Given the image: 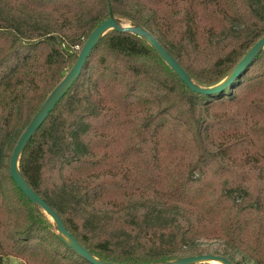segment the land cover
<instances>
[{
	"label": "trees",
	"instance_id": "obj_1",
	"mask_svg": "<svg viewBox=\"0 0 264 264\" xmlns=\"http://www.w3.org/2000/svg\"><path fill=\"white\" fill-rule=\"evenodd\" d=\"M112 18L149 32L205 88L264 37V0H0V264H92L9 168L26 128ZM20 171L103 262L169 264L216 241L232 264H264V50L224 92L205 95L146 40L112 30L27 144Z\"/></svg>",
	"mask_w": 264,
	"mask_h": 264
},
{
	"label": "water",
	"instance_id": "obj_2",
	"mask_svg": "<svg viewBox=\"0 0 264 264\" xmlns=\"http://www.w3.org/2000/svg\"><path fill=\"white\" fill-rule=\"evenodd\" d=\"M112 30L130 32L146 40L156 49L158 54L164 59V61L170 66V68L180 77V79L186 85H188V87L192 91L205 95H213L224 92L230 86L233 80H235L240 74H242L247 69V67L252 64L255 58L264 50V37H263L244 57V59L239 63V65L235 68V70L232 72V74L229 77H227L224 81H222L216 86L205 88L194 84L187 75V73L180 67V65L174 60V58L169 54V52L166 51V49H164L162 45H160L158 40L154 38L152 35H150V33L147 32L146 30L134 25L121 27L119 25L118 19L116 18H112L104 21L94 30V32L91 34L88 41L84 45L78 57V61L76 65L68 73V77L62 81V83L57 87L54 93L48 98L44 106L34 117V119L31 121V123L29 124V126L26 128L25 132L19 139L16 147L13 150V154L10 158V168H9L11 177L15 181L18 188L23 192V194L34 205H37L43 209V211L50 217V219L57 226L58 231L61 233V236L65 239V241L84 259L88 260L92 264H113V263L103 262L98 258L94 257L93 255H91L76 239H74L67 232L60 217L44 202V200H42L41 197H39L33 191V189L24 180L20 171V159L27 144L32 140V138L42 127L44 122L49 118L51 112L55 109L58 103H60V101L69 92L74 81L80 76L89 56L91 55L96 45L108 32ZM66 238L69 240V242L66 240ZM217 262H221L224 264H232V262L227 257L222 255H214V254L187 256L175 262H171L169 264H201V263L219 264Z\"/></svg>",
	"mask_w": 264,
	"mask_h": 264
},
{
	"label": "rangeland",
	"instance_id": "obj_3",
	"mask_svg": "<svg viewBox=\"0 0 264 264\" xmlns=\"http://www.w3.org/2000/svg\"><path fill=\"white\" fill-rule=\"evenodd\" d=\"M118 21H119V25L121 27L132 25L131 22L126 21L124 19H118ZM77 50L79 51V49H77ZM67 77H68V74L66 75L65 79ZM197 248H199L200 250L206 251L203 254L219 253L221 255H225L228 257L231 256V252L227 249V246L221 242H216V241L215 242H205V241H203L197 245ZM5 264H22V262L16 258H10V259L6 260Z\"/></svg>",
	"mask_w": 264,
	"mask_h": 264
},
{
	"label": "bare ground",
	"instance_id": "obj_4",
	"mask_svg": "<svg viewBox=\"0 0 264 264\" xmlns=\"http://www.w3.org/2000/svg\"><path fill=\"white\" fill-rule=\"evenodd\" d=\"M66 240L69 242V240L66 238ZM217 263H219V264H224V263H221V262H217Z\"/></svg>",
	"mask_w": 264,
	"mask_h": 264
}]
</instances>
